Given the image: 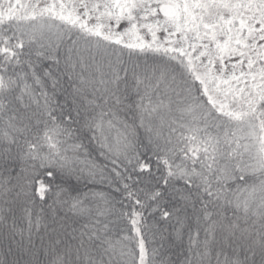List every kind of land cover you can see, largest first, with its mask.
<instances>
[{"label":"snow or ice","instance_id":"1","mask_svg":"<svg viewBox=\"0 0 264 264\" xmlns=\"http://www.w3.org/2000/svg\"><path fill=\"white\" fill-rule=\"evenodd\" d=\"M0 264H264V0H0Z\"/></svg>","mask_w":264,"mask_h":264}]
</instances>
